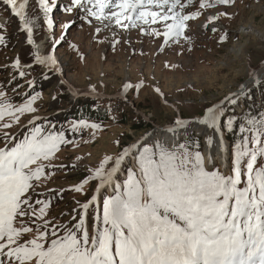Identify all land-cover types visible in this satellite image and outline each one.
<instances>
[{
    "label": "snow or ice",
    "instance_id": "1",
    "mask_svg": "<svg viewBox=\"0 0 264 264\" xmlns=\"http://www.w3.org/2000/svg\"><path fill=\"white\" fill-rule=\"evenodd\" d=\"M0 3L19 19L27 43L33 44V30L39 24L38 17L26 14L28 0ZM235 4L236 0H70L64 11L78 9L86 13L90 25L97 21L93 41L107 43L113 51L126 45L131 55H147L143 48L137 53L131 36L120 34L136 29L141 44L145 37L153 43L162 40L156 46L158 55L166 47H175L180 57L195 46L192 25L198 21L205 33L210 30L213 38L218 37V45L226 43L229 31L219 21L232 19L223 9ZM39 6L45 23L52 28L48 14L55 0L51 6L49 0H39ZM74 24L69 20L62 28L67 31ZM4 28L0 23V29ZM105 32L110 34L103 35ZM64 39L62 33L55 43ZM4 41L0 33V44ZM70 47L85 59L78 46ZM34 60L49 68L57 64L54 55L39 52ZM178 66L164 61L165 68ZM13 67L18 71L8 85L17 76L28 75L21 70L18 57ZM249 78L261 84L264 70L258 73L253 69ZM25 83L31 93H20V84L12 89L23 99L18 105L0 86V264H264V112L243 119L228 115L229 108L234 109L248 96L245 84L204 106L192 119L185 118L158 84L146 77L123 83L117 95L125 104L135 106L140 93L152 88L175 114L160 129L146 132L132 143L115 140L118 151L106 153L93 166L85 165V175L79 181L57 190L47 186L56 172L67 175L79 168L85 156L76 152L106 127L102 121L81 117L57 130L47 118L34 115L43 94L35 91V80ZM129 90L135 99H129ZM78 94L101 95L96 85ZM107 111L112 112L111 105ZM25 113L33 114L27 126L21 125ZM13 126L26 130L17 135L11 131ZM194 126H204L213 133L205 135L203 151L199 135L189 134ZM237 130L229 153L225 132ZM85 131L89 139H84ZM64 148L72 150L71 162L55 163ZM92 183L95 189L90 197L83 202L73 197L75 207L53 214L55 202L62 200L66 191L87 196L85 186ZM40 188L44 191H38ZM105 189L108 194H104Z\"/></svg>",
    "mask_w": 264,
    "mask_h": 264
},
{
    "label": "rangeland",
    "instance_id": "2",
    "mask_svg": "<svg viewBox=\"0 0 264 264\" xmlns=\"http://www.w3.org/2000/svg\"><path fill=\"white\" fill-rule=\"evenodd\" d=\"M70 0H55V6L49 12L48 17L53 21L52 28H48L39 0H28L26 14L36 16V23L39 27L33 30L35 42L45 41V55H54L61 69L60 75L64 80H60V75L53 71H46L43 65L35 63L33 46L27 43L26 31L21 30L17 17L11 14L8 6L0 3V23L5 24L0 33L5 36V41L0 44V86H4L7 95L12 97L13 104L23 102L22 97L12 91L16 84L23 87L19 92H29L32 89L26 85L27 80H35V91L42 92V99L37 100L36 107L38 115L47 118L56 125L57 130L63 126L68 127L67 122L78 118L102 121L106 130L97 133L94 141L82 144L76 154L84 155L85 160L79 168L69 171L67 175L62 171H57L47 185L57 190L61 187L67 189L70 185L79 181L86 172L85 165L93 166L106 153L118 151L114 141L119 139L122 144L132 143L140 138L144 133L153 129H160L166 121L175 114L174 110L162 102V98L157 95L152 88H145L139 99L135 100V106L125 104L117 95L123 83H136L141 77H146L153 84L163 90L170 104L175 103L185 118L195 119L202 111L203 107L222 99L230 92H236L241 84H245L248 89V96L241 98L239 103L233 108H229L228 115H236L238 119H243L250 114L264 112V90L261 84H249L250 73L256 71L264 63V0H236L233 7L226 10L232 14V19L221 18L220 24L229 31V39L226 43L218 45L210 30L205 33L199 27L200 21L192 25L196 32V43L191 52H185L183 56H176V49L165 48L163 54H157V45L162 40L151 42L145 37L143 44L139 42L138 32L132 29L129 32L121 31L124 36H131L137 53L143 48L147 55H131L128 46L117 47L113 51L105 43L98 45L93 41L92 33L94 26H99L93 20L92 25L88 22L86 13L74 9L71 13L65 12L64 8L69 5ZM52 5V0H49ZM203 18H201L202 21ZM69 20H74V26L64 31L62 25ZM120 31V30H118ZM64 34L65 39L56 44V40ZM105 32L103 35H109ZM55 45V46H53ZM70 45L78 46V51L83 53L85 59L81 60L78 52ZM211 49V51H209ZM21 61V70L28 75L24 78L17 76L11 85L7 81L12 75L17 73L13 67L16 58ZM170 60L179 66L175 69L164 67V61ZM31 65V67H25ZM47 75L49 78L44 79ZM61 81H70L75 90H72L68 82L61 84ZM192 85V88L186 85ZM90 85H96L97 91L101 94L82 95L89 90ZM184 89V91H179ZM60 93V94H58ZM56 95L55 100L52 96ZM129 99H135V93L129 90ZM111 105L112 112L107 108ZM81 110L92 111L91 114H81ZM104 110L105 112L103 113ZM33 114L25 113L21 117V125L27 126V121ZM114 116L115 119L111 117ZM9 117H5V122ZM145 126L141 127V122ZM43 121H38L42 123ZM149 124V125H147ZM139 126V129H133ZM26 128L13 126L11 131L22 134ZM189 134L199 135L201 150H205V135H212L210 129L204 126H194L189 129ZM84 139H89L88 132L85 131ZM225 141L231 147L228 139ZM2 146V143H0ZM215 149V148H214ZM216 150V149H215ZM213 150V155L217 151ZM91 156H87V153ZM73 153L70 148H64L59 154L55 163H70ZM95 189V183L85 186L87 196L74 191H66L63 199L55 202L53 214L66 211L76 205V200L83 202L90 197ZM38 191H44L40 188ZM108 189L104 194H108ZM102 199V197H101ZM93 210L89 209V225L92 223ZM67 219V217H65Z\"/></svg>",
    "mask_w": 264,
    "mask_h": 264
},
{
    "label": "bare ground",
    "instance_id": "3",
    "mask_svg": "<svg viewBox=\"0 0 264 264\" xmlns=\"http://www.w3.org/2000/svg\"><path fill=\"white\" fill-rule=\"evenodd\" d=\"M28 7V6H27ZM27 9V8H26ZM27 11V10H26ZM19 20V19H18ZM33 41H34V43L33 44H31V46H33V48L35 49V51H36V53L37 52H39V54L40 55H42V56H44L45 55V41L44 40H42V41H39V42H35L36 40L35 39H33ZM53 55V54H52ZM55 57V56H54ZM34 65H37L36 63H33ZM44 67H45V69H46V71L49 73V71H53V73H56V74H62L61 73V69L59 68V66H58V63L56 64V66L55 67H52V68H49V67H47V66H45V65H43ZM57 69H59V71H57ZM262 70H264V63L261 65V67L257 70V72L259 73L260 71H262ZM64 76H62V75H60V80L62 79V80H64ZM66 82H68V81H64V83L66 84ZM70 82V81H69ZM68 82V85H69V87L72 89V90H75V87L71 84V83H69ZM247 85H249V84H255V83H253V82H251L250 81V79L247 81V83H246ZM213 150H215V149H213ZM216 151V150H215Z\"/></svg>",
    "mask_w": 264,
    "mask_h": 264
},
{
    "label": "trees",
    "instance_id": "4",
    "mask_svg": "<svg viewBox=\"0 0 264 264\" xmlns=\"http://www.w3.org/2000/svg\"><path fill=\"white\" fill-rule=\"evenodd\" d=\"M260 87L262 88V90H264V82L260 85ZM103 113L105 112L104 110H102ZM92 111L90 112L89 110H87L86 112H83V110H81V114H85V115H89L91 114ZM149 125V124H147ZM145 126V122H141V127ZM133 129H139V126L134 127ZM225 137L228 139L229 143H230V147L232 145V143L237 139L238 137V130L237 131H233L231 133L225 132Z\"/></svg>",
    "mask_w": 264,
    "mask_h": 264
}]
</instances>
